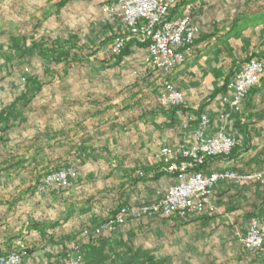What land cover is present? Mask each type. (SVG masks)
<instances>
[{"label": "crops", "instance_id": "obj_1", "mask_svg": "<svg viewBox=\"0 0 264 264\" xmlns=\"http://www.w3.org/2000/svg\"><path fill=\"white\" fill-rule=\"evenodd\" d=\"M213 4L215 3L211 0H180L172 15L181 17L188 13L199 28L194 45L197 44L196 46L201 48V53L193 65L201 60L211 61L215 51H221L228 44L231 46L237 37L244 35L249 38V31L263 28V25H249L243 31L227 30L223 18H216L214 13H209ZM255 18L257 17L247 18V22L251 23ZM104 28L111 31L101 38L107 41L112 36L113 39L115 33H112V27L107 25ZM9 37L10 56L14 60L19 59L18 62L24 60L21 55L23 41L26 49L33 43H41L31 32L22 35L11 33ZM139 47L142 46H133L130 52L136 53ZM247 50L250 54L242 61L254 53L264 52V49ZM28 56L26 54L25 58ZM129 56L125 57V63L134 57ZM189 61L190 58H187L184 67L176 68L172 75V82L179 90L182 88L181 82H191L188 80L193 70L192 65H187ZM242 61H229V73L224 82H228L239 72L232 69V66L240 65ZM32 70L30 66L20 70L18 74L30 78ZM143 71L144 69H138L137 77L140 78L136 77L135 82L126 83L123 89L125 100L121 103L115 101L116 106H110L114 103L111 100L104 103L88 102V105L104 107L100 110L103 113L96 116L94 113L87 115L90 125L85 130L81 129V125L70 131L64 128L59 130L64 140L57 146L64 150L63 154L73 155V165L79 171V177L70 182L68 191L63 193V196L52 193L54 201L50 195L39 197L34 191L44 177L43 172H39L38 168L31 173L27 170L31 169L29 165L36 168L41 163L38 159L41 155H36L38 151L34 147V140L37 138L32 131L19 129L17 120L14 122L6 119L1 124V128L8 129L0 131V136L4 137L0 140V257L13 251L16 241L21 240L26 247L21 264H63L68 244L79 241L83 247L84 264H195L193 251L207 249L211 243L220 246L227 240L237 242L235 234L246 233L251 217L257 216L264 220V187L258 184L243 187L219 184L213 190L212 205L216 212L212 216H191L187 219L157 217L127 224L110 236L81 241L84 232H90L98 223L110 219L118 207L155 202L161 193L174 183V177L166 173L154 159L155 153L161 147L189 144L190 132L202 114L210 119L209 133L216 130L218 115L209 103L210 100L202 101L200 98L203 95L198 97L192 92L194 90L205 93L212 88L211 84L215 81L209 73L195 80L197 84L188 86L191 94L187 95L185 110L172 114L170 119L173 128L168 132L162 130L166 119L152 112L150 108L140 119L132 118L136 108L144 109L150 102L146 96L141 97L139 92H135L140 86L141 77L149 75V71ZM15 79V76L9 79V84L13 86L19 76ZM219 86L215 89H220L222 85ZM2 98L0 112L3 119L10 113L8 106L15 99H8L7 103L2 104ZM76 104L78 103H74ZM263 106L264 76L243 102L241 112L238 115L232 114L229 118L227 131L232 133L239 143L237 153L227 159H210L206 162L204 173L225 170L238 173L264 171V114L257 113ZM198 112L200 115H197ZM79 113L80 109L75 107L73 114L76 116ZM17 116L21 117L22 114ZM188 116L192 120L187 131L174 127V124L185 121ZM97 119L104 124L100 125L101 128L105 127L103 130L97 128ZM122 122L125 128H117ZM82 136L84 138H81ZM25 139L32 141L27 143ZM68 141L71 142L70 146H63ZM23 146L26 148L23 149ZM47 148H51V145L43 147L42 152L46 156L42 158L45 161L49 160L46 158ZM64 157L57 158L63 161ZM3 187H9V191H4ZM198 262L196 264H210L206 257Z\"/></svg>", "mask_w": 264, "mask_h": 264}, {"label": "rangeland", "instance_id": "obj_2", "mask_svg": "<svg viewBox=\"0 0 264 264\" xmlns=\"http://www.w3.org/2000/svg\"><path fill=\"white\" fill-rule=\"evenodd\" d=\"M211 2L215 4H213V8L210 9L209 13H214L216 18H223L222 21L224 20L223 23H225L227 30L232 29V24H239L238 22L242 20V17L251 19L258 17L264 12V0H211ZM109 3L110 0H68V2H64V0H0V99L3 97L2 104L7 103L8 99H15V101L8 106L10 113L3 118V122H5L6 119L14 122L17 120L18 122L16 124L19 125V129L22 131H32L34 137L37 138L34 140L36 141V143L34 142V147L38 151L36 155H41L38 157L41 163L36 168H32V166L29 165L31 169L27 168L28 172L31 173L35 171V169L37 171L38 168L39 172H43L45 177L51 172L67 168L77 171V176L68 179L67 185L64 187L50 186L41 191L39 189L44 186L42 179L40 185L34 190L39 197H43L44 195H50L51 197L52 193L63 196V193L68 191L70 182L79 177V171L75 168L76 166L73 165L75 161L72 157L73 155L68 153L63 154L64 150L61 149L60 146H57L60 141L64 140L62 139L63 135L61 136L59 134V130L64 128L66 131H70L74 128L77 129L79 125H81L82 130H85L90 125V123L87 122V120H89L87 115L94 113L93 115L96 116L103 113L100 110H102L104 106L98 107L97 105L93 106V104L88 105L89 101H102V103H104L106 100H111L114 101V103L110 105L112 107V105H117L115 101L121 103L125 100V90L123 89H125L126 83L135 82L137 80L138 69H141V71L142 69H144V71H149L150 78L148 77L146 81H141L140 86L136 88L135 92H139L141 97L146 96L150 102H148L144 109L136 108L132 118L140 119L143 115L148 113V108H150L152 112L154 111L155 114L161 115L163 119H166L162 125L163 132H168L173 128V122L170 119L173 108L169 110L162 109L158 105L156 99L162 91L163 82L168 80L173 84L172 75L176 69L169 77H162L153 70L144 67L142 65V59L146 54V48L142 44H137L142 47H139V51L136 50V53L132 52L131 56L134 55V57L127 60L126 63L125 58L119 59L116 55H113L110 47L113 45L114 40L118 37H125V35L128 34L121 26H112L103 22L101 8L104 4ZM107 25L112 27L114 30H112V33H115V35L113 39H111V36L106 41L103 40L101 36L103 37L105 33L109 32L110 29L104 28ZM28 32L33 33L36 39H40V42L44 43V49L61 51L69 46H74V49H72V54L74 56L64 58L59 62L43 60L34 53L33 56L26 57L28 58V62L25 61L26 58L21 62H18L19 59L17 58L16 60L12 59L10 56L11 48L7 36L11 33L22 35ZM248 34L249 38L241 35L232 41L233 44L231 46L228 44L226 47H223L221 51H215L212 54V60L209 62L206 59L201 60V62H196V64L193 65V62L195 63L196 61V57L201 53V48L196 46L197 44L191 47L190 51L185 55V62L179 66L184 67L187 58H190L187 65H192L191 67L193 70V73L191 72L190 74L191 78L188 80L191 82H189V84L181 82V90L177 87L175 88L181 93L184 100L183 106L176 107L179 108V112L185 110L186 99L191 94L188 86L197 84L195 80H198L207 73H209L215 81L211 84L212 88L205 93H203V91L194 92V90L192 92L198 97L199 95H203L200 98L202 101L210 100L209 103H211L214 110H216L217 115L224 110L221 105L218 106L220 104L218 100L220 95L214 96V93L217 85H222V88L223 85L227 83L224 82V79L229 73V61H231V59H235L239 62L242 61L247 54H250L247 50L248 48L255 51L264 49V27L255 31H249ZM209 43L211 44V41H209ZM190 54H192L191 57H189ZM261 62L264 64L263 59H261ZM30 66H32L33 69L29 76L30 78L18 74L20 70L30 68ZM132 72H135L136 75H132ZM25 74L27 73L25 72ZM14 76L17 79L19 76V80L14 81L15 83L12 86L9 84V79L14 78ZM257 85L255 87H257ZM253 89L248 92L245 99ZM13 91L15 93H13ZM74 103L78 104L74 105ZM75 107L77 110L80 109L81 112L76 116L73 114ZM107 108L108 107H106V109ZM241 108L239 113L241 112ZM106 109L104 110L106 111ZM89 110L91 112H88ZM18 113L22 114V116L18 117ZM257 113L263 115L264 106L262 109L259 108ZM232 114L235 115V113H231V115ZM98 117L100 118L102 116H97V118ZM189 118L191 117L188 116L185 121L182 120L180 123H177V125L174 124V127L182 131H187L182 129V125L187 123L189 127V123L191 122L188 121ZM99 120L100 119H97V123H99L97 124V128L103 130L105 127L101 128V126H104V124ZM117 128L124 129L125 124L122 122L121 125H117ZM83 136L81 138H84ZM20 140L22 141V139ZM30 141H32V139H30ZM30 141L26 140L27 143H30ZM70 143L71 142L68 141L66 144L62 145L69 147ZM47 145H51V148H47L48 157L46 158H49V160L45 161L44 158L46 155H44L45 153L42 151L43 147ZM178 145H164L161 147L154 155L156 163L164 169L165 164L158 160L156 155L165 147L176 148ZM238 145L239 143L237 141V146L230 155L219 158L227 159L231 157L232 154H236ZM25 148L26 147L23 146V149ZM42 156H44V158H42ZM60 156H65V160H58L57 157ZM204 167L201 169L202 171ZM86 168L90 169V167ZM21 173H23V171H21ZM251 173L261 174L264 177V171ZM251 173L242 172L238 174L245 175ZM220 184L234 186L230 183ZM3 190L8 192L9 187H3ZM51 200L54 201L55 199L51 197ZM201 216L212 215L204 214ZM153 218L157 217L144 218L140 221H134V223ZM132 223L133 221L128 224ZM22 243L25 247L24 242ZM70 244H68V252L66 253L65 259L67 255L70 254ZM198 253H202V255L200 256ZM193 256L195 264L199 263L198 261L203 257H206L210 264H264V252L246 251L234 240H227L224 245L221 244L220 246L217 243H211L207 249L193 251Z\"/></svg>", "mask_w": 264, "mask_h": 264}, {"label": "built area", "instance_id": "obj_3", "mask_svg": "<svg viewBox=\"0 0 264 264\" xmlns=\"http://www.w3.org/2000/svg\"><path fill=\"white\" fill-rule=\"evenodd\" d=\"M179 1L110 0L109 4H104L101 8L103 22L121 26L128 34L114 40L110 47L112 54L119 55L133 40L135 45L142 44L146 48L142 65L162 77H169L185 62V55L194 45L199 32L188 14L169 18L170 11ZM131 74L136 75L135 72ZM263 74L264 64L261 60H247L239 72L223 85L224 93L218 100L225 110L218 115L215 132L209 133L210 119L202 114L190 132L189 144L160 150L156 157L165 164L164 171L174 177V183L165 189L156 202L120 206L110 220L100 223L90 232H84L81 241L112 235L129 222L144 218L187 219L191 216L213 215L216 212L212 205L213 190L220 183H230L236 187L257 183L263 185L264 177L261 174L240 175L229 170L206 174L201 170L208 159L226 157L237 146L236 138L227 131L229 118L231 113H239L246 95L258 84ZM156 100L164 110L184 105L181 93L168 80L163 82L162 91ZM191 120L189 118L188 121ZM182 129L188 130V124L184 123ZM76 176L77 171L71 168L51 172L43 178L44 186L39 190L50 186L64 187L68 179ZM235 237L244 250L264 252V220L257 216L251 217L246 233H236ZM25 251L23 243L16 242L13 251L0 257V264H21ZM63 264H84L79 241L70 244V254Z\"/></svg>", "mask_w": 264, "mask_h": 264}, {"label": "trees", "instance_id": "obj_4", "mask_svg": "<svg viewBox=\"0 0 264 264\" xmlns=\"http://www.w3.org/2000/svg\"><path fill=\"white\" fill-rule=\"evenodd\" d=\"M64 2H68V0H64ZM176 6L170 11L169 13V18L173 17L172 15L174 14V10H175ZM252 26V27H256L259 25H263L262 27H264V12L262 14H260L257 18L254 19V21H252L251 23L247 22V18L242 17V20L240 21L239 24H232V32H236L237 30H241L243 31L247 26ZM8 38L10 40V37L8 35ZM20 43V42H18ZM22 46H23V50L21 52V55L25 58L26 54L27 55H31V54H35L36 56H38L39 58L43 59V60H52V61H56L59 62L64 58H70L71 56H74L72 54V49H74V46H69L66 49H62L61 51H55V50H49V49H44L43 48V44L42 43H33L32 45H30V47L28 49H26L25 47V43L24 41L22 42ZM135 46V42L131 41L130 43H128L125 48L123 49V51L116 57H118L119 59H123L127 56L130 55V51L131 48ZM251 58H255L258 60L263 59L264 60V52H260L258 54L254 53L252 54L250 57H248L245 61H242L241 63L246 62L247 60L251 59ZM240 63V65H234L232 66V69H239L241 68L240 66L242 65ZM240 70V69H239ZM149 75H144L141 77L140 81H146V79H148ZM139 78V77H137ZM224 93V88H220L218 90L215 91L214 96L217 95H221ZM183 111V110H182ZM172 114H175L176 112H179V108H173V110L171 111ZM19 116H21L20 113H18ZM197 115H200V112H198ZM2 113H0V126L3 123L4 120H2ZM8 129V127L5 128H1L0 127V131L3 132L4 130ZM4 139V137L2 138L0 136V140L2 141ZM258 184V183H257ZM261 187H264V184H258ZM162 196V193L160 195V197ZM156 202V201H155ZM153 203V202H152ZM149 204V203H147Z\"/></svg>", "mask_w": 264, "mask_h": 264}]
</instances>
